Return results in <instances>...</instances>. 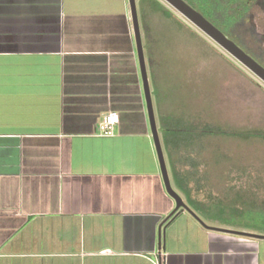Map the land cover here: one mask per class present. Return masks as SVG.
Listing matches in <instances>:
<instances>
[{
  "label": "crops",
  "instance_id": "obj_1",
  "mask_svg": "<svg viewBox=\"0 0 264 264\" xmlns=\"http://www.w3.org/2000/svg\"><path fill=\"white\" fill-rule=\"evenodd\" d=\"M174 209L128 0H0V264H259Z\"/></svg>",
  "mask_w": 264,
  "mask_h": 264
},
{
  "label": "rangeland",
  "instance_id": "obj_2",
  "mask_svg": "<svg viewBox=\"0 0 264 264\" xmlns=\"http://www.w3.org/2000/svg\"><path fill=\"white\" fill-rule=\"evenodd\" d=\"M159 1L183 27L169 31L163 28L167 24L164 20L151 18L155 37L162 39L154 49L156 60L161 61L158 73L162 74L156 92L147 72L154 108L155 94L163 98L166 93L164 113L187 111L230 131H264V83L163 0ZM249 15L251 18L246 19V25L252 21L256 35L243 34L244 43L247 50L259 54L264 61V11L255 6ZM173 28L171 25L170 29ZM140 32L145 45L141 29ZM258 63L264 67L262 61ZM199 158L201 172L214 193L230 199H237L238 195L237 202L245 212V221L262 226L264 140L207 137L202 142ZM259 264H264V244Z\"/></svg>",
  "mask_w": 264,
  "mask_h": 264
},
{
  "label": "trees",
  "instance_id": "obj_3",
  "mask_svg": "<svg viewBox=\"0 0 264 264\" xmlns=\"http://www.w3.org/2000/svg\"><path fill=\"white\" fill-rule=\"evenodd\" d=\"M183 1L203 15L243 50L246 49V46L242 35L246 33L256 35L255 24L251 21L248 23L249 25H246V19L251 18L250 10L257 6L264 11V0ZM136 6L139 26L145 40L143 50L145 51L148 72L153 82L154 92H156L159 76L162 74L158 73L161 61L156 60L154 49L157 48V44L159 46L162 43V39L155 37L151 18L158 17L164 20L167 24L163 28L167 27L169 31H174L175 27L182 28L183 24L177 21L173 13L159 0H136ZM171 25H174L173 29H170ZM258 41L259 43L262 42ZM246 53L251 54L252 56H250L257 62L262 61L264 63L259 54H253L249 50ZM163 80H165L164 76ZM155 95L156 105L154 109L157 110L158 135L172 188L184 199L188 208L205 222L213 226H224L264 234V213L261 214L262 226L255 222H246L245 212L237 202L239 196L237 195V199H230L227 195L215 194L209 187L207 178L201 172L202 164L199 158L202 142L207 137L264 140V131L259 129L230 131L205 122L200 117H194L187 111L180 114L175 112L164 113L162 109L166 93L163 98L161 94L158 96L159 93ZM176 213L172 214L170 218H173Z\"/></svg>",
  "mask_w": 264,
  "mask_h": 264
},
{
  "label": "water",
  "instance_id": "obj_4",
  "mask_svg": "<svg viewBox=\"0 0 264 264\" xmlns=\"http://www.w3.org/2000/svg\"><path fill=\"white\" fill-rule=\"evenodd\" d=\"M167 5H169L173 10L178 12L181 16H183L187 21H189L194 27H196L200 32H202L205 36L211 39L215 44H217L220 48H222L225 52H227L230 56H232L235 60H237L240 64H242L245 68H247L252 74H254L259 80L264 83V67L259 64L254 58L248 55L242 48H240L234 41L229 39L225 34H223L217 27H215L210 21H208L203 15H201L198 11L193 9L183 0H163ZM129 8H130V16L132 21V28L134 33L139 70L142 80L143 93L145 97L146 109L149 118L152 138L159 162V167L163 179V183L165 189L169 196L175 201V209L172 214L178 211H187L190 213L195 219L199 221L201 225L205 228L210 229L212 231L218 233L232 234L237 236H245L250 238L264 239V235H257L252 232H247L243 230H235L230 228H222V227H208L203 221H201L184 203L183 199L179 196V194L172 188L170 177L168 173V169L166 166V161L164 158L162 146L160 143V138L158 135L154 108L152 103V96L150 91L149 79L147 75V69L145 64L144 52H143V44L142 37L140 32L138 13L136 0H128Z\"/></svg>",
  "mask_w": 264,
  "mask_h": 264
},
{
  "label": "built area",
  "instance_id": "obj_5",
  "mask_svg": "<svg viewBox=\"0 0 264 264\" xmlns=\"http://www.w3.org/2000/svg\"><path fill=\"white\" fill-rule=\"evenodd\" d=\"M119 122V117L116 113L110 112L106 114L98 127V136L111 137L114 134V128Z\"/></svg>",
  "mask_w": 264,
  "mask_h": 264
}]
</instances>
